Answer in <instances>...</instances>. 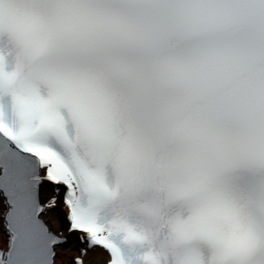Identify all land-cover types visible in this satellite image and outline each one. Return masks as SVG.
Returning a JSON list of instances; mask_svg holds the SVG:
<instances>
[{"label": "snow or ice", "instance_id": "snow-or-ice-1", "mask_svg": "<svg viewBox=\"0 0 264 264\" xmlns=\"http://www.w3.org/2000/svg\"><path fill=\"white\" fill-rule=\"evenodd\" d=\"M264 264V0H0V264Z\"/></svg>", "mask_w": 264, "mask_h": 264}, {"label": "bare ground", "instance_id": "bare-ground-1", "mask_svg": "<svg viewBox=\"0 0 264 264\" xmlns=\"http://www.w3.org/2000/svg\"><path fill=\"white\" fill-rule=\"evenodd\" d=\"M97 259V264H102V258H96Z\"/></svg>", "mask_w": 264, "mask_h": 264}]
</instances>
